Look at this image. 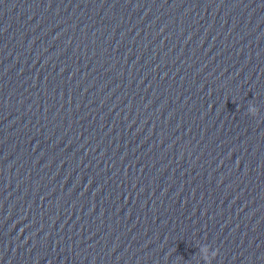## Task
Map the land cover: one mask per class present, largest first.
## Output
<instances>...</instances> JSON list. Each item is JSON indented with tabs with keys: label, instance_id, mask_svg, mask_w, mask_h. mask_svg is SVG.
<instances>
[{
	"label": "water",
	"instance_id": "obj_1",
	"mask_svg": "<svg viewBox=\"0 0 264 264\" xmlns=\"http://www.w3.org/2000/svg\"><path fill=\"white\" fill-rule=\"evenodd\" d=\"M23 0H0V25Z\"/></svg>",
	"mask_w": 264,
	"mask_h": 264
},
{
	"label": "clouds",
	"instance_id": "obj_2",
	"mask_svg": "<svg viewBox=\"0 0 264 264\" xmlns=\"http://www.w3.org/2000/svg\"><path fill=\"white\" fill-rule=\"evenodd\" d=\"M249 111L252 115H256V109L255 108H250Z\"/></svg>",
	"mask_w": 264,
	"mask_h": 264
}]
</instances>
